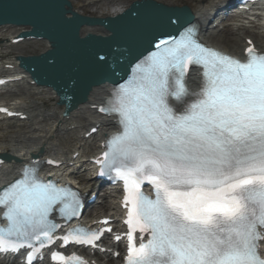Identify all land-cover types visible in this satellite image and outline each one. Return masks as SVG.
Returning a JSON list of instances; mask_svg holds the SVG:
<instances>
[{
	"label": "snow or ice",
	"instance_id": "snow-or-ice-1",
	"mask_svg": "<svg viewBox=\"0 0 264 264\" xmlns=\"http://www.w3.org/2000/svg\"><path fill=\"white\" fill-rule=\"evenodd\" d=\"M154 49L101 109L119 126L101 167L124 184L125 264H264V54L249 48L243 60L231 57L198 43L191 29ZM193 68L196 93L186 87ZM22 177L0 190V252L27 248L34 264L58 228L51 213L59 206L70 221L79 198L32 168ZM136 232L142 241L147 234L138 247ZM69 235L81 245L99 239L79 228Z\"/></svg>",
	"mask_w": 264,
	"mask_h": 264
},
{
	"label": "bare ground",
	"instance_id": "bare-ground-1",
	"mask_svg": "<svg viewBox=\"0 0 264 264\" xmlns=\"http://www.w3.org/2000/svg\"><path fill=\"white\" fill-rule=\"evenodd\" d=\"M76 12L83 14L87 11L94 16H113L124 10L130 2L134 0H70ZM158 3L170 7L187 6L193 16L194 21L199 27V37L203 42L214 47L221 48L242 58L243 50L247 46L246 40L250 39L255 47L264 51V22L262 21L261 6L248 11H239L222 17L227 8L228 0H154ZM253 11L254 14L251 13ZM16 32V31H14ZM90 32L102 34L99 28H84L82 33ZM12 39L17 35H12ZM12 61V59H10ZM13 62V61H12ZM12 70H8V77L19 78L17 83H13L8 90L4 91L7 95H20L18 100L7 103L16 109L17 112L27 118L23 121L11 120L8 124L0 122V154H6L17 160V163H4L0 166V186L15 176L19 167L27 163L31 155L41 154L40 157H51L61 162L58 168L41 173L43 178H55L63 180L69 178L75 171L83 170L89 175V168L84 166L88 162L86 149L89 153H94L104 137L111 134L116 129L113 118L96 114L93 106L104 103L109 96L108 86L100 85L94 87L89 95L87 102L70 113L67 117L62 116L63 108L57 107V98L48 88L36 87L31 84L28 75L22 73L14 63ZM0 69L3 67L0 66ZM198 78L196 74L189 78V87L194 90L197 87ZM12 87V88H11ZM24 127L22 131L17 129ZM15 129L9 131L8 129ZM96 128V133L89 138L85 135ZM78 154V155H77ZM75 155H77L75 157ZM91 176V175H90ZM83 178L82 175L79 176ZM92 177H90L91 179ZM84 180L83 190L87 192V186L91 180ZM115 188L111 193L104 192L101 199H107V214L114 217ZM102 202L94 209L103 211ZM103 215V214H102ZM106 215V214H105ZM99 216H88V223Z\"/></svg>",
	"mask_w": 264,
	"mask_h": 264
},
{
	"label": "water",
	"instance_id": "water-1",
	"mask_svg": "<svg viewBox=\"0 0 264 264\" xmlns=\"http://www.w3.org/2000/svg\"><path fill=\"white\" fill-rule=\"evenodd\" d=\"M191 19L185 8L150 0L135 1L123 13L105 18L80 15L68 0H0V26L30 27L21 36L48 41L44 53L16 61L38 85L56 92L64 114L86 102L93 87L122 81L156 41ZM84 26L101 27L108 34L81 36Z\"/></svg>",
	"mask_w": 264,
	"mask_h": 264
},
{
	"label": "rangeland",
	"instance_id": "rangeland-1",
	"mask_svg": "<svg viewBox=\"0 0 264 264\" xmlns=\"http://www.w3.org/2000/svg\"><path fill=\"white\" fill-rule=\"evenodd\" d=\"M76 1V0H75ZM89 13L88 12H86V11H84V15H88ZM41 46H42V44H39V43H37L36 45H32V46H20V48H16V49H12L11 51H9V52H7L9 55H15V54H29V53H33V52H35V53H37V51L36 50H38V49H40L41 48ZM35 48H38V49H36L35 50ZM42 48H43V46H42ZM16 98H18V96H16V95H7V94H1L0 95V101H9V100H14V99H16ZM25 128L24 127H21V128H19V129H17V131H22V130H24ZM9 131H15V129H12V128H10V129H8V132ZM1 132L2 131H0V134H1ZM9 133H12V132H9ZM84 177V179L86 180V179H88V176L85 174V176H83ZM78 180L80 181V179L78 178ZM83 183V182H82ZM97 190V189H96ZM95 190V191H96ZM105 202H106V200H105ZM107 203V202H106ZM94 213H100V211L99 210H94V209H92L91 210V215L92 214H94Z\"/></svg>",
	"mask_w": 264,
	"mask_h": 264
}]
</instances>
